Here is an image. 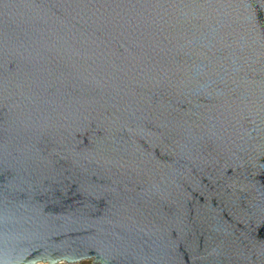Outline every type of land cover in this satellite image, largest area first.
Wrapping results in <instances>:
<instances>
[{
    "label": "water",
    "instance_id": "1",
    "mask_svg": "<svg viewBox=\"0 0 264 264\" xmlns=\"http://www.w3.org/2000/svg\"><path fill=\"white\" fill-rule=\"evenodd\" d=\"M264 264V0H0V264Z\"/></svg>",
    "mask_w": 264,
    "mask_h": 264
},
{
    "label": "bare ground",
    "instance_id": "2",
    "mask_svg": "<svg viewBox=\"0 0 264 264\" xmlns=\"http://www.w3.org/2000/svg\"><path fill=\"white\" fill-rule=\"evenodd\" d=\"M33 264H40V263H38V262H35V263H33ZM42 264H48V263H42Z\"/></svg>",
    "mask_w": 264,
    "mask_h": 264
},
{
    "label": "rangeland",
    "instance_id": "3",
    "mask_svg": "<svg viewBox=\"0 0 264 264\" xmlns=\"http://www.w3.org/2000/svg\"><path fill=\"white\" fill-rule=\"evenodd\" d=\"M40 264H42V263H40Z\"/></svg>",
    "mask_w": 264,
    "mask_h": 264
}]
</instances>
